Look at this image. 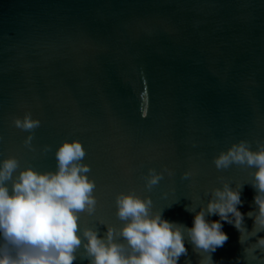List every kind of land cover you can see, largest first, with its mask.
Instances as JSON below:
<instances>
[{"label": "water", "instance_id": "95a60500", "mask_svg": "<svg viewBox=\"0 0 264 264\" xmlns=\"http://www.w3.org/2000/svg\"><path fill=\"white\" fill-rule=\"evenodd\" d=\"M25 113L40 121L34 152L23 146L29 133L12 125ZM73 140L98 201L80 225L100 237L101 221L122 227L121 192L149 197L152 213L190 228L195 213L185 207L199 211L223 177L244 185L238 210L250 211L255 169L218 171L212 161L241 140L252 151L264 142V0H0V161L15 157L16 174L29 165L54 172L56 149ZM150 168L173 175L148 191ZM222 231L228 240L213 264H235L239 233L226 223ZM185 247L178 264H198Z\"/></svg>", "mask_w": 264, "mask_h": 264}, {"label": "clouds", "instance_id": "9594fccd", "mask_svg": "<svg viewBox=\"0 0 264 264\" xmlns=\"http://www.w3.org/2000/svg\"><path fill=\"white\" fill-rule=\"evenodd\" d=\"M12 125L29 133L23 146L34 152L31 133L40 127V121L25 113L22 119L13 118ZM255 143L256 150L252 151L250 143L241 140L212 161L218 171L233 165L255 169L247 184L255 193L247 213L238 210L243 205L244 185L232 187L223 177L220 187L205 193L209 199L199 211H193L192 204L185 207V211L195 213L190 228L163 219L161 212L152 213L149 197L141 199L133 191L121 192L115 195L114 206L122 227L101 221L106 228L103 237L97 229L80 225L81 214L94 216L98 203L96 184L86 175L91 169L82 163L86 152L81 143L73 140L59 145L54 153V172H37L29 165L16 174L19 161L5 158L0 161V264H74L78 258L88 264H178L188 255L186 240L198 255V264H213L211 254L228 240L222 231L225 223L239 233L241 254L235 264H241V259L244 264H264V236L259 235L264 233V142ZM49 151L47 145L41 150L42 154ZM165 172L173 175L168 169H148L144 188L151 191ZM191 176L185 172L181 179ZM211 216L219 219H206ZM246 217L252 221L251 230L245 226ZM120 238L125 243L116 242ZM185 264L191 262L186 260Z\"/></svg>", "mask_w": 264, "mask_h": 264}]
</instances>
